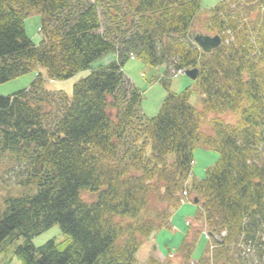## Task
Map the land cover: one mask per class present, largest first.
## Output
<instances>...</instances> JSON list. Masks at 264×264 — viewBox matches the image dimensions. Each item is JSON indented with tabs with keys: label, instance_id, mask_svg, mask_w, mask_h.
Segmentation results:
<instances>
[{
	"label": "trees",
	"instance_id": "1",
	"mask_svg": "<svg viewBox=\"0 0 264 264\" xmlns=\"http://www.w3.org/2000/svg\"><path fill=\"white\" fill-rule=\"evenodd\" d=\"M34 12L40 45L25 29ZM199 15L204 32L222 37L209 54L190 39ZM109 55L113 62L93 67ZM133 57L199 75L181 94L164 82L161 110L147 118L124 73ZM39 67L56 81L91 73L71 97L47 91L41 74L0 96V163L36 189L6 201L0 247L23 238L20 264H139L144 241L171 228L184 194L196 192V218L216 238L193 261L201 232L189 231L181 264H264V0H223L206 12L200 0H0V85ZM225 112L240 120L214 118V134L202 131L206 116ZM198 145L219 160L189 185ZM55 225L65 240L35 247Z\"/></svg>",
	"mask_w": 264,
	"mask_h": 264
},
{
	"label": "rangeland",
	"instance_id": "2",
	"mask_svg": "<svg viewBox=\"0 0 264 264\" xmlns=\"http://www.w3.org/2000/svg\"><path fill=\"white\" fill-rule=\"evenodd\" d=\"M223 0H200L202 12H206L217 6ZM41 15L34 12L25 20V29L27 35L31 38L35 45H40L42 41L41 31ZM204 16H198L193 24L191 34L194 37L198 34H207L202 29L201 20ZM111 59L103 58L101 61L94 64L93 67L106 66L110 63ZM113 62V61H112ZM171 65H163L159 67H150L146 65L142 60L129 59L124 66V73L130 79V81L137 87L142 93L141 111L147 118L156 117L162 107L164 100L167 97L168 89L165 87L164 82H168L169 90L173 93L181 94L192 88L194 82L186 76V74L176 73L175 68ZM91 71H84L77 74L74 78L66 81L50 80L48 78L47 70L43 67L29 72L19 78H16L10 82L0 85V96H10L17 92L30 87L33 81L39 74L45 81V88L49 92H63L69 97L72 96L74 86L82 79L90 75ZM190 102L197 109H203V103L200 94L192 90ZM214 118H222L227 122L237 123L240 120L239 113L225 112V113H212L206 116L202 124V131L207 134H214L211 120ZM194 167L193 174L188 180L189 185L194 180H202L207 175V170L215 166L219 160V154L213 150L208 149L203 145H198L194 150ZM9 162L4 160L0 163V220L3 214L6 212L8 199L22 197L24 195L34 194L36 189L21 185V177L17 174V170L10 172ZM199 194L193 192V197H198ZM82 198L89 201V194H82ZM192 198L188 197L186 202H182V205L173 212L172 216V228L163 229L155 234H158L157 245L159 251L153 246V243L144 241L137 254V260L139 264H151V262L157 264H163L172 262L173 264H181L182 258L178 253V250L184 240V238L191 231V236L199 230L201 232L197 247L192 256L193 261H198L203 255L211 251L212 239L216 238L213 233L208 232L205 228L204 221H198L196 216L198 213V205ZM191 228V230H190ZM213 234L211 237L209 234ZM153 234V235H155ZM152 235V236H153ZM65 235L62 233L60 226L55 225L44 233L34 237L33 244L35 247L40 248L44 246L48 241L55 239L57 242L65 240ZM148 243L144 248V244ZM23 243V238H16L14 240H7L0 247V264H20L18 258L15 256V249ZM144 248V249H143ZM250 258L255 256V251H251ZM250 254V253H249ZM253 254V255H252ZM257 262V261H256Z\"/></svg>",
	"mask_w": 264,
	"mask_h": 264
},
{
	"label": "water",
	"instance_id": "3",
	"mask_svg": "<svg viewBox=\"0 0 264 264\" xmlns=\"http://www.w3.org/2000/svg\"><path fill=\"white\" fill-rule=\"evenodd\" d=\"M193 40L203 50V52L207 54L211 53L215 49H218L222 45V38L219 35L209 36L205 34H198L193 37ZM185 74L192 81H195L198 78L199 70H187ZM209 235L213 237V234L210 233Z\"/></svg>",
	"mask_w": 264,
	"mask_h": 264
},
{
	"label": "crops",
	"instance_id": "4",
	"mask_svg": "<svg viewBox=\"0 0 264 264\" xmlns=\"http://www.w3.org/2000/svg\"><path fill=\"white\" fill-rule=\"evenodd\" d=\"M107 58H110V59H111V62L115 60V56H112V55L107 56ZM111 62H110V63H111ZM107 64H109V63H107ZM94 68H95V67H94ZM172 226H173V225H172ZM171 228H172V227H171ZM168 229H169V228H168ZM158 236H159L158 234H155V235L151 236V237L147 240V242L150 241V243H153V244H152V247L154 246V247L159 251V249H158L159 247H158V245H157V239H158ZM147 242L144 244V246H143L144 248L146 247V245H148ZM144 248H143V249H144ZM159 255L163 257V255L160 253V251H159Z\"/></svg>",
	"mask_w": 264,
	"mask_h": 264
}]
</instances>
